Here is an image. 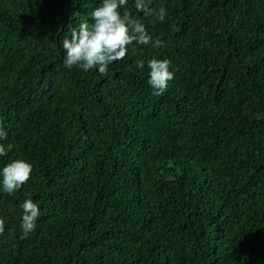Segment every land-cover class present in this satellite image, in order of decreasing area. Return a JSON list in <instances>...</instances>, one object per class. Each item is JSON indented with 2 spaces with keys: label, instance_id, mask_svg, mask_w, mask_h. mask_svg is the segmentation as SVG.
<instances>
[{
  "label": "trees",
  "instance_id": "1",
  "mask_svg": "<svg viewBox=\"0 0 264 264\" xmlns=\"http://www.w3.org/2000/svg\"><path fill=\"white\" fill-rule=\"evenodd\" d=\"M102 2L0 0V171L33 168L0 183V264H264V0H151L163 22L128 0L165 46L66 68L62 40ZM154 58L175 72L160 96Z\"/></svg>",
  "mask_w": 264,
  "mask_h": 264
},
{
  "label": "clouds",
  "instance_id": "2",
  "mask_svg": "<svg viewBox=\"0 0 264 264\" xmlns=\"http://www.w3.org/2000/svg\"><path fill=\"white\" fill-rule=\"evenodd\" d=\"M151 0H135L134 7L137 12L143 11L146 16L155 15L161 22L168 13L161 7L158 11L150 8ZM128 4V0H103L102 6L95 8L89 14L92 22L79 23L78 30L73 29L71 38L62 40L65 51L64 66L66 68L77 67L84 71L98 69L102 75H107L109 66L113 62L123 60L128 52V46L133 42L159 48L164 45L160 38H153L146 26L130 11H120ZM174 27V26H173ZM138 67L143 69L144 63ZM150 68L148 83L153 89V95L160 96L168 88V84L174 79L175 72L170 71L171 62L167 59H151L148 61ZM7 132L0 124V139H6ZM11 147V146H9ZM7 155L6 149L0 145V156ZM33 168L25 160H14L0 171L2 187L5 193L15 194L30 179ZM23 209L21 228L23 237L36 228V221L40 215L39 206L32 199H25L20 206ZM5 231V220L0 218V235Z\"/></svg>",
  "mask_w": 264,
  "mask_h": 264
}]
</instances>
